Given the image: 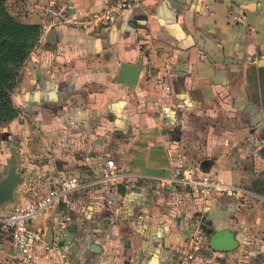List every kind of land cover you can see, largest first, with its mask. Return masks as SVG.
<instances>
[{
  "label": "crops",
  "instance_id": "1",
  "mask_svg": "<svg viewBox=\"0 0 264 264\" xmlns=\"http://www.w3.org/2000/svg\"><path fill=\"white\" fill-rule=\"evenodd\" d=\"M241 1L144 0L111 26L60 25L55 42L32 51L13 93L17 115L0 127V178L14 160L25 180L0 215L61 176H100L107 158L129 175L113 205L92 186L34 218L44 235L30 264H62V254L73 264H171L196 222L206 237L190 264H264V195L251 190L264 176V0ZM112 2L5 0L37 24L51 3L81 18ZM122 63L140 64L134 85L119 80ZM177 169L247 193L203 198L161 182ZM225 229L237 246L213 250L211 234ZM14 255L0 235V264Z\"/></svg>",
  "mask_w": 264,
  "mask_h": 264
},
{
  "label": "built area",
  "instance_id": "2",
  "mask_svg": "<svg viewBox=\"0 0 264 264\" xmlns=\"http://www.w3.org/2000/svg\"><path fill=\"white\" fill-rule=\"evenodd\" d=\"M144 0H113L100 11L89 12L81 18L72 17L65 4L47 5L41 22L39 37L33 51L40 50L41 41H45L46 33L50 28L60 25H76L84 29H94L111 26L117 16L125 9L141 4ZM243 6V0L239 3ZM129 175L120 168L113 158H107L102 167L100 176L84 181L74 175L61 176L57 184L41 194L32 204L26 207L16 206L6 215H0V235L7 234L11 245L16 250L12 257L13 264H30L35 251L43 241V232L34 228L31 222L38 215L66 200L74 191L92 186H102L106 189L104 199L107 205H113L118 198V185ZM163 184H178L189 189L192 193L209 197H240L247 191L235 184L225 183L213 178L208 173L196 174L191 169H177L168 178L161 179ZM205 231L201 222H196L184 245L178 250L180 258L171 264H190L197 252L205 243ZM62 264H73L65 254L61 255Z\"/></svg>",
  "mask_w": 264,
  "mask_h": 264
},
{
  "label": "trees",
  "instance_id": "3",
  "mask_svg": "<svg viewBox=\"0 0 264 264\" xmlns=\"http://www.w3.org/2000/svg\"><path fill=\"white\" fill-rule=\"evenodd\" d=\"M41 23L22 22L11 14L5 0H0V126L17 115L10 90L18 69L37 43ZM253 189L264 195V178L253 183Z\"/></svg>",
  "mask_w": 264,
  "mask_h": 264
},
{
  "label": "water",
  "instance_id": "4",
  "mask_svg": "<svg viewBox=\"0 0 264 264\" xmlns=\"http://www.w3.org/2000/svg\"><path fill=\"white\" fill-rule=\"evenodd\" d=\"M45 39L50 42H55L57 39L54 28H50L46 33ZM140 64L122 63L120 65L119 80L128 85H134L138 79ZM208 165V161H204ZM25 180V176L16 172L15 161L11 162L7 173L0 178V206L13 199L14 191L19 184ZM238 241L234 238L233 233L225 229L219 233L211 234L209 239V246L213 250L228 251L235 248Z\"/></svg>",
  "mask_w": 264,
  "mask_h": 264
},
{
  "label": "rangeland",
  "instance_id": "5",
  "mask_svg": "<svg viewBox=\"0 0 264 264\" xmlns=\"http://www.w3.org/2000/svg\"><path fill=\"white\" fill-rule=\"evenodd\" d=\"M6 5V4H5ZM7 7V6H6ZM17 19V18H16ZM19 20V19H18ZM20 21V20H19ZM23 22V21H22ZM35 46V45H34ZM33 49H34V47L31 49V51L29 52V54H28V56H27V58L30 56V54L32 53V51H33ZM26 58V59H27ZM25 59V60H26ZM25 62V61H24ZM23 62V63H24ZM23 63H22V65H23ZM22 65H21V67H22ZM21 67L18 69V73H17V76H16V78L14 79V83H13V85H12V88H11V90H10V99H11V102H12V105L14 106V104H13V93H14V91H15V88H16V86H17V83H18V75H19V71H20V69H21ZM15 107V106H14ZM4 125V124H3ZM3 125H1L0 127H2ZM262 173V172H261ZM261 178H264V176L262 177L261 176ZM253 187V186H252ZM252 191H254V189H251ZM249 195H251V194H249ZM228 198V197H227ZM3 236H5V234H3L2 235V237Z\"/></svg>",
  "mask_w": 264,
  "mask_h": 264
}]
</instances>
